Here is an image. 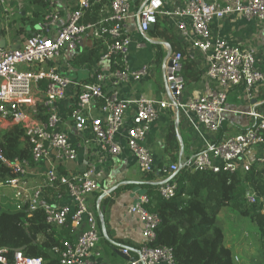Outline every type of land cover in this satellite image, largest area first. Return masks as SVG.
I'll use <instances>...</instances> for the list:
<instances>
[{
    "label": "built area",
    "instance_id": "2783aa9c",
    "mask_svg": "<svg viewBox=\"0 0 264 264\" xmlns=\"http://www.w3.org/2000/svg\"><path fill=\"white\" fill-rule=\"evenodd\" d=\"M65 2L69 7L67 19L64 20L56 0H50L45 20L38 24L33 35H20L23 41L18 48L9 45V38L5 42L0 28V126L6 129L18 124L23 128L33 161L10 159L0 148V162L15 175L6 184L16 190L14 204L18 210L26 204L30 212L42 210L47 224L69 228L73 236L64 242L63 248L57 249L60 258L55 263L17 251L13 264H106L99 247L101 233L97 218L89 201L90 195L101 189L96 166L127 148L144 176L155 172L159 164L146 139L164 111L176 109L202 142V148L186 163L189 168L247 173L254 165L264 166V111L251 112L256 119L252 125L218 139L226 120L229 90L243 86L250 94L256 85L264 82L258 51L256 47L242 50L212 33L213 23L231 14L264 25V0H184L173 6L168 5L169 0H144L136 11L133 0H111L95 23L82 21L93 5L92 0ZM21 12L20 0H0V19L7 25L6 30L10 25L8 19L12 16L14 19ZM159 17L168 18L185 42L205 54L207 74L215 84L213 89L184 97L185 56L178 51L167 67V98L153 99L142 93L121 96L119 88L138 82L151 72L149 64L131 68L129 25L137 21L141 30L147 32ZM88 36L103 39L107 50L94 79L79 82L59 71L56 62L65 53L76 54ZM106 63L105 73L101 68ZM70 87L74 88L76 102L67 118L78 136L76 141L68 131L58 128L64 121L59 102L66 98ZM39 106L46 119L39 118ZM91 146L100 151L93 165L67 172L58 168V164L76 161L80 149ZM34 163L49 166L43 172L42 183L31 189L25 177ZM181 167V163L175 162L165 169L173 174ZM177 185L173 179L161 182L159 192L171 198ZM48 188L56 190L51 201L46 199ZM256 197L254 192H247L248 203H256ZM149 203L150 197L140 191L128 206V212L142 224L143 241L135 250L122 248L129 257L125 264H177L172 248L154 245L161 219L158 213L148 209ZM8 253L7 248H0L1 263H8ZM235 260L238 261L237 256Z\"/></svg>",
    "mask_w": 264,
    "mask_h": 264
},
{
    "label": "trees",
    "instance_id": "16d2710c",
    "mask_svg": "<svg viewBox=\"0 0 264 264\" xmlns=\"http://www.w3.org/2000/svg\"><path fill=\"white\" fill-rule=\"evenodd\" d=\"M92 2V7L82 19L85 23L98 22L103 16L102 10L109 7L111 0ZM49 3L50 0H24L22 12L13 19L17 33L29 37L37 32L38 24L45 20ZM154 33L172 38L168 18H158ZM106 50V42L94 38L93 46L80 48L71 57V63L74 67L93 68L101 62ZM178 51L184 54L181 46L176 47ZM114 62L115 58L111 61L112 67ZM183 75L187 83L198 80L201 74L195 72L194 62L186 59ZM40 106L38 116L46 119ZM225 131L226 128L222 127L220 135ZM0 148L10 159L19 157L33 163L30 144L18 124L0 129ZM179 148L177 131L170 127L166 136V153L172 163L179 162ZM181 164L182 167L173 176L160 162L158 169L147 176L144 182L129 183L119 188H139L150 197L148 209L158 213L161 219L154 245L172 248L177 264H238L232 249L226 245L225 229L218 217L224 207L230 206L257 225L259 248L249 264H264V166L254 165L247 173H215L194 170L186 163ZM157 175L177 181L173 197L165 198L160 194L161 182L155 180ZM14 176L0 162V199L9 202L17 200L16 190L6 184V180ZM248 191L256 194V203H248ZM55 193V189L48 188L46 199L51 201ZM71 239L73 236L69 228L47 224L42 210L30 212L27 204L20 210L12 203L0 207V248L9 250L7 264L14 263L17 251L27 257H42L48 263H55L60 258L57 249L63 248L64 242Z\"/></svg>",
    "mask_w": 264,
    "mask_h": 264
},
{
    "label": "crops",
    "instance_id": "0c3cea01",
    "mask_svg": "<svg viewBox=\"0 0 264 264\" xmlns=\"http://www.w3.org/2000/svg\"><path fill=\"white\" fill-rule=\"evenodd\" d=\"M143 1L133 0V10H138ZM182 1L184 0H169L168 5L173 6ZM211 1L220 2L223 0ZM20 3L24 4V0H20ZM56 3L63 11L64 20L67 19L69 7L65 0H56ZM154 28L151 27L149 31L144 32L139 27L137 21H132L129 25L128 32L132 37L129 53L131 68H140L145 64H149L151 72L140 81L131 82L119 88L121 96L127 98L142 93L153 99L167 98L168 93L165 84L167 67L178 46H181L183 49L185 61L186 59L187 61H193L195 72L201 74L198 80L186 83L184 97L198 96L213 89L215 84L207 74L208 62L205 54L190 43L185 42L169 22L168 28L171 30L172 35L170 36L172 38L156 35ZM212 33L216 37L228 39L230 44L242 50L256 47L258 51V65L263 69L264 53L262 52V45L264 42V25L262 23L248 21L241 15L231 14L221 20L215 21L212 25ZM20 35L13 38L12 42L11 40L9 41L11 47L23 41ZM93 44L94 38L88 36L84 38L81 48L91 47ZM71 57L72 54L65 53L56 62L58 70L79 82L93 80L99 64L93 68L87 66L74 67L71 63ZM101 69L106 73L108 64H104ZM75 102L76 98L73 87L68 88L66 98L59 102L60 114L63 116L64 121L58 128L68 131L73 141L78 140V136L67 116L74 108ZM263 111L264 82L256 85L250 94H248L243 86L231 88L228 92L226 120L223 124L226 131L222 135H219L218 139L244 130L256 121L255 117L250 113ZM170 127H174L177 131L180 145L178 153L180 163H189L202 148L199 136L176 109L164 111L153 123L146 139V143L152 149L158 164L160 162L163 163L164 168L172 163L166 153V136ZM98 156H100V151L95 146L83 147L80 149L76 161L61 163L57 166L62 172L75 169L82 170L86 169L87 164L93 165ZM48 166L49 164L47 163L32 164L29 174L25 177L29 188L32 189L42 183L43 172ZM96 169L101 189L91 194L89 201L97 218L98 230L101 233L99 247L102 250L103 259L106 264H125L129 257L122 252V248L129 247L131 250H135L143 241L142 224L139 218L130 214L127 210L128 206L133 202L135 195L140 192V189L119 188L129 183L144 182L149 175L144 176L142 174L135 156L127 148L122 153L109 157L104 164L97 165ZM155 180L157 182H164L169 179L164 175H157ZM7 203L14 204L15 201H7ZM230 245L227 246L230 247Z\"/></svg>",
    "mask_w": 264,
    "mask_h": 264
},
{
    "label": "rangeland",
    "instance_id": "374dc122",
    "mask_svg": "<svg viewBox=\"0 0 264 264\" xmlns=\"http://www.w3.org/2000/svg\"><path fill=\"white\" fill-rule=\"evenodd\" d=\"M8 22H10V25L6 30L5 28H7V25L3 24L2 19H0V28L3 29L2 34L4 35L3 37L5 42H8V38L12 42V39L15 38L16 35L20 34H18L17 30L15 29L13 16L8 19ZM14 32H16V35ZM37 96L40 98V94ZM1 128L2 127L0 126V129ZM7 206V201L0 199V207ZM218 217L225 229L226 244H231L230 248L234 254L238 251V253L235 254V256H238V261L235 260L236 263L249 264L253 256L256 255L257 249L259 248V232L257 225L250 221L247 217H243L238 212L234 211L230 206L224 207L219 213Z\"/></svg>",
    "mask_w": 264,
    "mask_h": 264
},
{
    "label": "water",
    "instance_id": "95a60500",
    "mask_svg": "<svg viewBox=\"0 0 264 264\" xmlns=\"http://www.w3.org/2000/svg\"><path fill=\"white\" fill-rule=\"evenodd\" d=\"M152 27H155V25H153ZM1 45H2V46L4 45V40H2ZM18 47H19V44L13 45V48H18ZM172 175L174 176L175 173L172 174Z\"/></svg>",
    "mask_w": 264,
    "mask_h": 264
}]
</instances>
